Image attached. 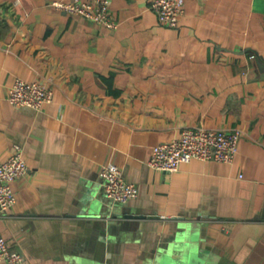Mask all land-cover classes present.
<instances>
[{"label": "crops", "instance_id": "1", "mask_svg": "<svg viewBox=\"0 0 264 264\" xmlns=\"http://www.w3.org/2000/svg\"><path fill=\"white\" fill-rule=\"evenodd\" d=\"M51 1L0 0V162L17 142L29 165L0 232L21 264H264V0H186L177 27L110 0L113 30ZM17 77L52 101L11 103ZM186 126L240 128L233 160L152 167ZM110 162L137 198L105 195Z\"/></svg>", "mask_w": 264, "mask_h": 264}, {"label": "built area", "instance_id": "2", "mask_svg": "<svg viewBox=\"0 0 264 264\" xmlns=\"http://www.w3.org/2000/svg\"><path fill=\"white\" fill-rule=\"evenodd\" d=\"M50 3L57 9L80 15L111 30L119 25L110 9V0H52ZM185 6L186 0H150V7L156 12L160 23L169 27L180 24ZM53 94L49 80L46 83L41 79L17 77L7 99L17 106L42 109L52 101ZM241 136L242 130L238 127L186 126L178 137L153 145L148 162L152 167L168 172L177 171L182 163L194 157L230 162L238 151ZM28 171L23 147L17 142L13 143L7 159L0 162V215H5L16 202L13 182L25 176ZM100 175L105 195L112 201L127 203L138 197V185L127 180L116 163L104 165ZM24 260V253L14 249L0 232V261L21 264Z\"/></svg>", "mask_w": 264, "mask_h": 264}, {"label": "water", "instance_id": "3", "mask_svg": "<svg viewBox=\"0 0 264 264\" xmlns=\"http://www.w3.org/2000/svg\"><path fill=\"white\" fill-rule=\"evenodd\" d=\"M264 63L262 61H260V66L263 67Z\"/></svg>", "mask_w": 264, "mask_h": 264}]
</instances>
